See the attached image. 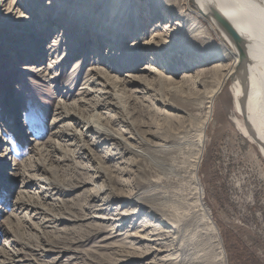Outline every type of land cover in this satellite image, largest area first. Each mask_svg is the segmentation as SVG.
I'll return each mask as SVG.
<instances>
[{
  "label": "rangeland",
  "instance_id": "374dc122",
  "mask_svg": "<svg viewBox=\"0 0 264 264\" xmlns=\"http://www.w3.org/2000/svg\"><path fill=\"white\" fill-rule=\"evenodd\" d=\"M155 1L0 0V264H264V152L183 20L220 34Z\"/></svg>",
  "mask_w": 264,
  "mask_h": 264
},
{
  "label": "bare ground",
  "instance_id": "6f19581e",
  "mask_svg": "<svg viewBox=\"0 0 264 264\" xmlns=\"http://www.w3.org/2000/svg\"><path fill=\"white\" fill-rule=\"evenodd\" d=\"M193 1L199 10V14L207 17L208 21L214 25V29L220 34L219 40L222 44L218 45L215 41L213 42L211 31L206 27L201 17H197L190 22L186 19L183 20L184 24L182 26L187 31L186 38L192 37V40L187 42H184V39L183 43H185L187 49L194 47L193 50L195 51H206L205 56H207L206 59L210 63L220 62L214 68L212 67L211 71L220 78V86H225L227 82L232 81V89H230L232 90L236 113L247 118L250 130L249 133L246 128L242 127V132L245 137L250 138L264 152V0ZM181 3L182 0H156L154 7L156 11L158 5H165L168 7L166 13L172 14L175 9H180ZM155 11L154 15H156ZM219 18L237 31L242 38L240 44L219 22ZM4 52V55L10 58L7 54L8 51ZM207 86L210 85L207 84ZM190 92H182L183 98L178 100V104L191 97V100L194 97L197 98L198 94H191ZM212 94L218 96L220 93L217 89ZM110 96H113V94H110ZM103 97L100 96L99 99ZM183 102L188 105V101ZM100 103L107 106V101ZM96 111L98 109L95 110L93 119L91 118L92 120L84 125L88 127L86 132L98 133L103 139L113 140L112 133L105 128V124L99 119ZM91 127L94 129L93 132L88 130ZM127 148L129 149L128 144Z\"/></svg>",
  "mask_w": 264,
  "mask_h": 264
},
{
  "label": "water",
  "instance_id": "95a60500",
  "mask_svg": "<svg viewBox=\"0 0 264 264\" xmlns=\"http://www.w3.org/2000/svg\"><path fill=\"white\" fill-rule=\"evenodd\" d=\"M219 22L224 26V28L231 34V36L236 40L238 44L241 43V36L235 31L227 22L219 18Z\"/></svg>",
  "mask_w": 264,
  "mask_h": 264
}]
</instances>
